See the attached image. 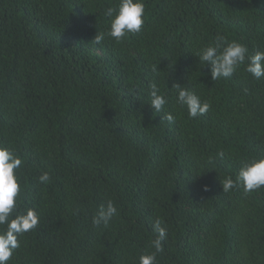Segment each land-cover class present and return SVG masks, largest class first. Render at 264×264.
Instances as JSON below:
<instances>
[{
	"label": "trees",
	"instance_id": "trees-1",
	"mask_svg": "<svg viewBox=\"0 0 264 264\" xmlns=\"http://www.w3.org/2000/svg\"><path fill=\"white\" fill-rule=\"evenodd\" d=\"M144 3L140 33L96 44L118 0H0V146L23 160L17 211L40 215L9 264H139L158 218V264H264V187L221 185L264 158V79L241 66L214 82L195 55L218 39L264 51V0ZM153 81L168 98L160 113ZM176 84L209 113L190 118ZM108 200L118 216L94 227Z\"/></svg>",
	"mask_w": 264,
	"mask_h": 264
},
{
	"label": "clouds",
	"instance_id": "clouds-1",
	"mask_svg": "<svg viewBox=\"0 0 264 264\" xmlns=\"http://www.w3.org/2000/svg\"><path fill=\"white\" fill-rule=\"evenodd\" d=\"M144 0H118L115 7H108L104 15L112 17L110 29L107 33L98 31L95 43L101 44L105 37H110L117 44L123 43L130 36L141 32L145 24ZM200 63L211 67V77L214 82L221 78L229 79L243 66L244 72L260 81L264 79V51L255 50L249 53L244 44L237 41L227 42L217 40L199 49L195 54ZM157 68L153 67V72ZM149 104L156 113L163 112L168 103L167 94L161 91L160 85L153 81L149 84ZM176 89V103L186 106L188 116L197 118L209 113L211 104L202 100L196 91L174 85ZM247 91V90H245ZM163 119L169 124L175 122L171 112H167ZM222 159L224 153L218 154ZM23 160L8 147L0 146V264H9L14 253L21 247L20 237L36 229L40 223V215L34 208H28L26 212H18V200L22 186L17 170L21 168ZM52 180L49 172H43L39 176L40 184H48ZM237 182L243 187L245 194L255 192L264 187V158H251L244 160L240 167L236 180L231 176L221 180L224 193H228L237 187ZM205 191L208 186H205ZM77 214L79 209L76 210ZM118 216V208L112 200L106 205H101L98 212L92 216V225L107 227L114 217ZM153 230L157 234L151 240L154 249L150 254L139 256V264H158L157 254H162L164 241L168 238V228L163 220L156 219Z\"/></svg>",
	"mask_w": 264,
	"mask_h": 264
}]
</instances>
